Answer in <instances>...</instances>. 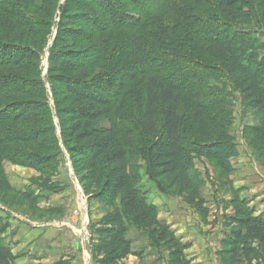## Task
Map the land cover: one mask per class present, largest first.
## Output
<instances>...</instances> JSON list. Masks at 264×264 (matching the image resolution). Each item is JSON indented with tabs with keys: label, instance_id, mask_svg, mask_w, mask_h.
<instances>
[{
	"label": "trees",
	"instance_id": "obj_1",
	"mask_svg": "<svg viewBox=\"0 0 264 264\" xmlns=\"http://www.w3.org/2000/svg\"><path fill=\"white\" fill-rule=\"evenodd\" d=\"M36 1L0 0V11L37 36L45 21L23 13ZM56 9L45 76L38 48L0 39V190L33 202L62 190L66 149L88 202L108 208L92 244L98 264L139 255L134 228L157 248L170 244V264H190L189 245L139 187L141 166L159 188L188 192L201 207L195 157L231 173L240 154L229 134L235 96L260 120L246 134L264 139V0H66ZM4 160L41 180L20 192ZM240 204L223 250L232 261H264V210ZM9 226L0 215L2 264L18 258L4 242Z\"/></svg>",
	"mask_w": 264,
	"mask_h": 264
},
{
	"label": "rangeland",
	"instance_id": "obj_2",
	"mask_svg": "<svg viewBox=\"0 0 264 264\" xmlns=\"http://www.w3.org/2000/svg\"><path fill=\"white\" fill-rule=\"evenodd\" d=\"M65 1L38 0L24 4L23 13L45 21L46 25L41 27L44 33L37 36L25 27L14 25L10 17L0 11V39L38 48L44 76L49 67V47L60 19L56 8ZM261 38L264 42V31ZM231 116L229 134L240 152L232 160L234 171L225 173L214 159L201 156L194 159L195 183L204 201L201 207L191 202L188 192L179 188H159L157 182L147 175L145 167L141 166L139 187L147 193L149 201L158 206L159 219L168 223L180 240L189 245L185 254L190 264H264V261L258 260L250 263L237 259L232 261L221 243L232 229L238 228L231 219L242 214L240 200L249 203L256 210V215L264 210V139L263 135L246 134L251 133L252 127L258 126L260 120L245 108L238 95L234 97ZM2 167L11 184L20 192L31 179L35 178V182L37 178H42L35 169L8 160L3 161ZM74 172L70 155L64 149L60 172L56 177L63 187L60 192L33 202L13 191L0 190V215L10 225L3 235L4 242L18 255L13 264H21V247L22 250L29 247L28 250L45 256L42 264H53L62 256L73 258L72 264H98L93 257L92 244L99 242L96 228L101 227L98 222L108 208L96 199L87 201L82 187L78 188L73 178ZM81 172L84 175L87 173L83 169ZM24 181L26 184H21ZM86 184L90 192L96 191L91 181H86ZM35 189L38 191V188ZM58 224L60 226H54ZM22 228V234L26 235L21 237ZM130 237L139 255H129L124 264H170V253L173 251L170 244L157 248L150 244L141 230L135 228ZM28 240L33 242L27 244Z\"/></svg>",
	"mask_w": 264,
	"mask_h": 264
},
{
	"label": "crops",
	"instance_id": "obj_3",
	"mask_svg": "<svg viewBox=\"0 0 264 264\" xmlns=\"http://www.w3.org/2000/svg\"><path fill=\"white\" fill-rule=\"evenodd\" d=\"M73 178L76 180V184H78L77 186H78V188H80L79 186H80V184H79V182H78V180H77V178L75 177V175H74V173H73ZM30 181V180H29ZM27 182V181H26ZM21 184H26L25 183V181L23 182V183H21ZM30 184V182L29 183H27V185H29ZM25 187H26V185H25ZM24 187V188H25ZM23 188V187H22ZM61 190H58L57 192H60ZM53 193H56V192H45V193H43V197L45 198V197H49L50 198V196H52V194ZM83 195H85L84 194V192H83ZM86 196V195H85ZM87 197V196H86ZM44 201H45V199H43ZM87 201H88V198H87ZM54 226H60L59 224L58 225H54ZM63 227V226H62ZM23 228H22V230H21V237L22 236H24V235H26V233H24V234H22L23 233ZM182 231H183V229H182ZM44 236V235H43ZM43 238V237H42ZM27 242V244L28 243H30V242H33V240H31V241H26ZM21 243H22V239H21ZM48 244H50V243H48ZM22 248L23 247H21V264H42V262H44V260H46V258H45V256H41L42 254L41 253H38V252H33V251H30V250H28L29 249V247H27V248H25V249H23L22 250ZM37 251V250H36ZM71 257H68V256H62V258L60 257V259L59 260H66V261H68V264H72V260H73V258H71Z\"/></svg>",
	"mask_w": 264,
	"mask_h": 264
}]
</instances>
